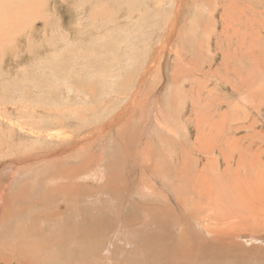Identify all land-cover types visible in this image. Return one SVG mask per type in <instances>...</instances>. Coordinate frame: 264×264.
<instances>
[{
	"label": "rangeland",
	"instance_id": "rangeland-1",
	"mask_svg": "<svg viewBox=\"0 0 264 264\" xmlns=\"http://www.w3.org/2000/svg\"><path fill=\"white\" fill-rule=\"evenodd\" d=\"M58 128L85 147L41 158ZM19 158L0 264H264V0H0Z\"/></svg>",
	"mask_w": 264,
	"mask_h": 264
},
{
	"label": "bare ground",
	"instance_id": "bare-ground-1",
	"mask_svg": "<svg viewBox=\"0 0 264 264\" xmlns=\"http://www.w3.org/2000/svg\"><path fill=\"white\" fill-rule=\"evenodd\" d=\"M80 29V28H79ZM160 48V47H159ZM153 55V54H152ZM157 54H154V56H156ZM162 57V56H161ZM152 60H153V58H151ZM155 60V59H154ZM153 67V65H150L149 64V68L150 67ZM148 68V69H149ZM151 69V68H150ZM149 69V70H150ZM152 71V70H151ZM144 76H145V74H144ZM160 83V82H159ZM134 102V101H133ZM129 102H127V104H128ZM131 104H133V103H131ZM137 104V103H136ZM126 106V105H125ZM167 106V105H166ZM129 107V106H128ZM157 119V118H156ZM158 121V120H157ZM85 123V122H84ZM118 123V120H116V118H115V121L114 122H110V123H108V125L107 126H103L102 125V129H100V130H98L97 128L98 127H94V126H92L91 127V125H87V127H88V130H85V131H83L84 133H82L81 134V136H82V138L80 139L81 141H84V142H89V141H94V142H96V143H92V144H90L91 146H95V145H98L99 144V141L100 140H102L103 138H105V140L106 139H108V137H109V135L110 134H112V133H109L108 131H109V129L110 128H113L114 127V125H116ZM86 124V123H85ZM107 124V123H106ZM159 124V123H158ZM83 126V125H82ZM85 127V126H84ZM161 127V126H160ZM82 128V127H81ZM106 128H107V130H106ZM61 129H63V128H61ZM60 130V128H58V130L57 129H50L49 130V132L50 133H48V134H45V135H40L39 137L42 139V136H44L45 137V139H44V141H43V145H44V143H46V144H48V145H50V146H48V147H46V148H43L42 149V156H41V158H47V157H50L51 155H53L54 153H60L61 151H65V150H69V149H73L74 150V152L76 151L77 152V155H79L78 154V152L80 151H82L83 150V148L85 147H83V148H81L80 150H78L80 147H78V146H75L76 144H73L72 143V141L71 140H69V141H67V139L63 142L62 141V139L64 138V137H62V134L64 133H62L61 134V132L59 131ZM65 130V129H64ZM83 130V129H82ZM106 130V132H108V133H104V131ZM80 132V131H79ZM110 132H111V130H110ZM104 133V134H103ZM67 135H68V133H67ZM65 136V135H64ZM105 136V137H104ZM60 138V139H59ZM70 138V137H69ZM71 139V138H70ZM80 140L78 139V140H76L75 139V137H74V140L73 141H75V142H78V143H81L80 142ZM71 141V142H70ZM86 142V143H87ZM57 143H61V146H58L57 145ZM65 144V145H64ZM88 144V143H87ZM67 145H69V146H67ZM84 145V144H83ZM45 146V145H44ZM58 146V148H56ZM64 146H66V147H69V148H67V149H64ZM87 146V145H86ZM52 147V148H51ZM53 151H54V153H53ZM45 154V155H44ZM47 155V156H46ZM23 158V157H22ZM35 158V157H34ZM2 160V159H1ZM6 160V159H5ZM22 160H21V158H19V159H10V160H8L7 159V161H1V163H0V168L2 169H5V170H9V169H12V167H15L16 165H17V163H19V162H21ZM100 169V168H99ZM87 170V169H86ZM85 171V170H84ZM98 172V174H100V177L99 178H101V173H99L100 172V170H98L97 171ZM97 172H95V173H97ZM103 172V171H102ZM105 173V172H104ZM23 174V173H22ZM87 175V174H86ZM94 176V175H93ZM95 176H97V174L95 175ZM103 176H104V174H103ZM97 178V177H96ZM41 182V181H40ZM37 183V182H36ZM79 183V182H78ZM149 184V183H148ZM36 186V185H35ZM47 187V186H46ZM22 190V189H21ZM3 197V196H2ZM41 204V203H40ZM162 210V209H161ZM167 210V209H166ZM160 213V212H159ZM161 214V213H160ZM94 218V217H93ZM94 221V220H93ZM207 229V228H206ZM211 229V228H210ZM209 229V230H210ZM210 233H211V231H210ZM253 235V234H252ZM256 235V234H255ZM264 236H262V238H263ZM64 239V238H63ZM257 239V238H256ZM194 240V239H193ZM192 241V240H191ZM190 241V242H191ZM249 241H251V240H249ZM263 242V241H262ZM225 243H226V241H225ZM63 244H64V242H63ZM189 244V243H188ZM187 244V245H188ZM158 245V244H157ZM225 245V244H224ZM162 246V245H161ZM184 246V245H183ZM183 246H182V248H183ZM226 246H227V244H226ZM181 248V247H180ZM37 250V249H36ZM190 250V249H189ZM150 252V251H149ZM173 253H174V251H173ZM180 253V252H179ZM182 253V252H181ZM184 253V252H183ZM156 254V253H155ZM158 254V253H157ZM176 254V253H175ZM177 254H178V252H177ZM162 255H165V253L164 254H162ZM161 255V256H162ZM167 255V254H166ZM158 256H160V254L158 255ZM181 256V255H180ZM176 257V256H175ZM153 258V257H152ZM173 258V257H172ZM177 258L179 259V256H177ZM196 258V257H195ZM174 259V258H173ZM181 259V258H180ZM154 261H156V260H154ZM183 261V260H182ZM181 260H180V262H182ZM187 262V261H186ZM173 263H175V262H173ZM183 264V263H182ZM187 264V263H186Z\"/></svg>",
	"mask_w": 264,
	"mask_h": 264
}]
</instances>
